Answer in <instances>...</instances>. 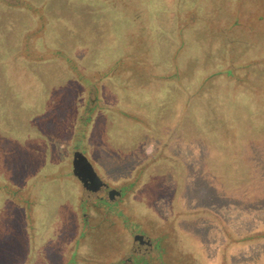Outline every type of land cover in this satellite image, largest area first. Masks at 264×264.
<instances>
[{"label": "rangeland", "instance_id": "rangeland-1", "mask_svg": "<svg viewBox=\"0 0 264 264\" xmlns=\"http://www.w3.org/2000/svg\"><path fill=\"white\" fill-rule=\"evenodd\" d=\"M73 152L172 264H264V0H0V264L78 239Z\"/></svg>", "mask_w": 264, "mask_h": 264}, {"label": "flooded vegetation", "instance_id": "flooded-vegetation-1", "mask_svg": "<svg viewBox=\"0 0 264 264\" xmlns=\"http://www.w3.org/2000/svg\"><path fill=\"white\" fill-rule=\"evenodd\" d=\"M75 153H72L70 163L72 178L74 176L77 178L73 174V163L80 157ZM81 154L87 158L84 153ZM88 161L98 177L107 184V188L100 192L92 202L81 201L79 203V206L86 207L87 212L84 211L82 218H79L81 221L79 220L78 232L80 235L78 239L76 238L65 245L62 257L57 263L47 261L44 264H172V256L169 254L170 252L168 253L170 250L164 244V242L167 243L165 238L161 240L160 237H156L158 242L152 243L153 234L147 229L140 228L135 221V218L138 217L142 221L144 215H128L131 212L121 209L125 202L123 200L125 187L112 185L100 175L99 169L94 167L93 162L89 159ZM80 184L82 185L81 181ZM117 196L118 200H116ZM141 212L143 213V211ZM84 234L88 241L82 243L80 240ZM177 237L183 243L182 239ZM70 247H72L70 256H67ZM85 248H87L86 251ZM83 249L84 251H82ZM33 254L30 253L31 257L24 259L22 264H43L33 261L35 258ZM177 260L175 259V262ZM180 260L183 262L181 258Z\"/></svg>", "mask_w": 264, "mask_h": 264}, {"label": "water", "instance_id": "water-1", "mask_svg": "<svg viewBox=\"0 0 264 264\" xmlns=\"http://www.w3.org/2000/svg\"><path fill=\"white\" fill-rule=\"evenodd\" d=\"M76 155H80V157L74 160L73 174L82 182L83 191L88 198H96L99 192L107 188V184L98 177L85 156H82L80 152H76Z\"/></svg>", "mask_w": 264, "mask_h": 264}]
</instances>
